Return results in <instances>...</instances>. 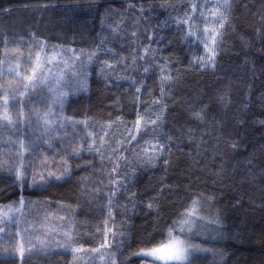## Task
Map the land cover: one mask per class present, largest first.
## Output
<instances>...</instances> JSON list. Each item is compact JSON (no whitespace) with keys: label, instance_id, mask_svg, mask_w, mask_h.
Returning <instances> with one entry per match:
<instances>
[{"label":"trees","instance_id":"obj_1","mask_svg":"<svg viewBox=\"0 0 264 264\" xmlns=\"http://www.w3.org/2000/svg\"><path fill=\"white\" fill-rule=\"evenodd\" d=\"M141 2L149 3L155 9L148 17V22L151 24L153 39L162 36L164 41L159 45L154 43L151 47L157 49L154 54L156 62L172 77L164 81L165 86L172 84V88L165 93L169 98L165 110L167 119L160 131L179 137L173 143L183 151H177L174 146L168 156L167 166L157 164L154 168L135 174L130 184H134L137 200L143 198L146 201L151 195L150 185H154L157 180H164V197L161 198L159 207L165 214H171L175 203L174 196L169 194L171 186L179 185L186 193L191 184L193 192L199 191L205 197L213 196L211 206L213 211H219L225 233L223 264H264L262 0H234L232 27L224 37L225 43L216 56L215 66L207 68L195 66L194 61L190 66L192 57L202 55L203 50L194 44L189 47L187 41H181L177 26L170 22V18L176 17L184 5L193 0H0V58L17 55L12 51L5 53L2 45L5 37L9 38V49L18 47L21 52L25 51L29 34H35L50 44L67 42L76 48H87L93 42L101 40L110 41L107 46L116 51L118 58L124 57L129 62V67L126 71L106 72L105 75L109 78L121 77L115 84L106 83L105 76L91 72L90 68L87 87L69 93L65 98L64 111L66 116L85 113L89 117V123L93 120L102 123L109 115L114 120L117 113L122 114V121L130 122L133 106L128 94L132 92V79L151 87L154 96L159 94L161 87L160 69L148 63L152 53L144 54L143 60L138 59L132 63V56L135 54L133 44L139 47L141 42L146 43L139 28L133 23V16L140 11L137 5ZM208 3H214V0H208ZM161 4L171 7H160ZM244 4H247V9L243 7ZM143 24L144 21L140 20L139 27L142 28ZM117 25L119 28L113 32L112 29ZM133 31L139 40H130ZM18 37H23V41L16 44L14 42ZM168 40L174 42L168 44ZM165 59L169 61L166 65ZM21 65H24V60H21ZM144 67H148L147 73L144 72ZM0 84V92L23 90V85L15 82L11 88L6 82L0 81ZM224 93H227V99L222 101L220 97ZM146 99L148 96L142 88L141 106ZM18 100L19 98L16 102L11 101L8 108L13 122L16 121V110L20 107ZM24 100L26 117L30 115L31 107L43 109V105L35 97L26 96ZM200 109L207 113L208 121L215 118L221 122L219 125L207 122L203 124L205 128H217L220 135L217 137L214 134L213 139L205 137L198 148L197 142L188 140L180 129L200 127L201 122L192 115L194 110ZM3 111L0 106V113ZM5 124L0 118V151L4 154L0 157L4 162L0 166V212L9 205H18L15 202L20 197L25 201V207L18 218H11L10 226H2V239L11 233L17 240L19 238L20 244L25 238H34L40 243L43 231L54 235L62 232L63 236V226L70 224L72 240L82 243V250L91 249L98 244L104 236L102 225L105 217L100 212L106 211L105 201L88 193L97 177L105 184L107 179L99 172L89 174L82 189L81 183H78L82 170L76 168L79 161H71V179L58 181L51 186H41L42 182L38 178H28V186L21 188L9 172L11 165L7 163V159L9 155H15V148L8 141L17 139L19 133L16 129L19 128L24 133V145L27 149L40 133L35 128L30 131L26 124H16L15 127H6ZM121 128L122 124L110 126L116 135H119ZM75 131L78 142H82L86 131L102 134L100 123L87 130L81 124ZM69 139H73L71 130L68 136H57L52 143ZM198 152L200 155H197ZM84 155L91 158L86 153ZM88 171L92 172L91 169ZM115 199L127 203L122 194L118 193ZM141 207L144 206L133 210L131 205H127L125 217L133 238L149 228L151 222L149 214L141 211ZM70 217L73 218L71 221ZM22 218L29 219V224L22 221L18 223L17 219ZM107 223L112 227L111 220ZM97 225H101L99 231ZM46 247L59 251L46 252ZM70 250L65 238L52 240L47 237L43 244L33 247V252H28L22 259L1 257L0 264H76L78 255Z\"/></svg>","mask_w":264,"mask_h":264},{"label":"snow or ice","instance_id":"obj_2","mask_svg":"<svg viewBox=\"0 0 264 264\" xmlns=\"http://www.w3.org/2000/svg\"><path fill=\"white\" fill-rule=\"evenodd\" d=\"M137 6L140 11L133 16V23L139 28L146 43L141 42L139 47L133 44L135 54L132 56V63L134 64L138 59L143 60L144 54L152 53L148 58V63L160 69L161 87L159 94L154 96L151 87L132 79L130 85L132 92L128 94L133 106V116L130 122L122 121V114L117 113L114 120L109 115L102 123L95 120L89 123V117L85 113L66 116L64 111L65 98L70 92L86 88L91 72L105 76L106 83L115 84L121 77L109 78L105 75L106 72L126 71L129 67V62L124 57L118 58L116 51L107 46L110 41L101 40L98 43L93 42L87 48H76L67 42L50 44L47 40L36 37L35 34H29L28 43L24 46L25 51L21 52L18 47L9 49V38H4L2 45L5 53L12 51L17 55H5L4 58H0V81L6 82L9 88L13 82L22 84L23 90L0 92V106L4 109L0 113V118L6 122V127L26 124L30 131L35 128L40 133L25 149L24 133L19 128L16 129L19 133L17 139L8 141V144L15 148V155H9L7 159V163L11 165L9 172L21 188L28 186V178L33 180L38 178L42 182L41 186H51L58 181L71 179L70 162L79 161L76 168L82 170L81 179L78 181L82 189L87 182L86 176L89 174L95 175L99 172L107 179V184H105L97 177L88 193L104 200V208H106V211L100 212V215L105 217L102 225L104 236L98 244L91 247L88 254L96 253L98 249L107 251L106 253L100 252L98 257L93 259L92 264H96V259L103 260L104 264H195L193 259L195 252L213 251L201 243H196L195 240L198 237L207 240V233H211L212 239L220 234L218 228L209 227V225L219 226L221 224L219 211H213L208 203L213 200V196L205 197L199 191L193 192L191 184L186 193L179 185H172L169 194L175 199L172 205L173 212L165 214L159 207L161 198L164 197V180H157L154 185H150L151 195L146 201L143 198L137 200L134 184H130L137 172L154 168L157 164L167 166L168 156L174 146L177 151H183L179 145L173 143L179 137L160 131L164 128V122L167 119L165 110L169 98L165 93L171 91L172 88V84L165 86L164 81L172 77L156 62L154 54L157 49L151 46L154 43L161 44L164 37L159 36L156 40L153 39L151 24L148 22V17L155 11L152 5L141 2ZM160 7H171V5L161 4ZM233 7L234 0H214L211 4L208 0H193L185 4L176 17L170 18V22L174 23L181 33L179 37L181 41H187L189 47L194 44L203 50L202 55L192 57L190 66L192 61L200 68L215 66L216 56L225 43L224 37L233 24ZM243 7L247 9L248 6L244 4ZM261 7L264 8V0H262ZM261 17L264 18V12H261ZM140 20L144 21L142 28L139 27ZM117 28L119 25L112 31L115 32ZM139 39L133 31L130 40ZM21 41L23 37H18L14 43L19 44ZM173 42L172 40L167 41L168 44ZM21 60H24L23 66ZM168 62L165 59V65ZM117 65L120 67L117 68ZM144 72H148V67H144ZM142 88L148 99L141 106ZM26 96L37 98L43 105V109L32 108L30 115L26 117L24 113L26 105L24 97ZM17 98H19L20 107L16 110V121L13 122L8 112L9 101L16 102ZM220 99L225 101L227 93H224ZM192 115L201 122V126L198 128L183 127L180 131L188 140H195L198 148L204 142L205 137L213 139L214 134L217 137L220 135L217 128L203 127L206 122L219 125L220 120L212 118L208 121L207 113L203 109L194 110ZM97 123H100L102 134L86 131L82 142L75 139L77 135L75 130L81 124L87 130ZM113 124H122L119 135L110 129ZM69 130H71L73 139L52 143L57 136H68ZM197 132L199 135H196ZM137 134H139V139H137ZM26 151L27 155H25ZM85 153L91 158H86ZM3 155L0 151V157ZM197 155L200 153L198 152ZM3 164V160H0V166ZM89 169L92 170L91 173ZM118 193L125 196L126 204L115 199ZM15 203L19 205L17 211L22 214L25 201L20 197ZM127 205H131L133 210L143 205L141 211H146L150 216L149 228L138 233L135 238L130 235L131 229L125 217ZM9 208L11 209V205ZM69 219L71 221L73 218ZM108 220L112 221V227L108 226ZM11 223V219L5 221L4 227ZM96 227L99 231L101 225ZM3 230L4 228L0 227V231ZM62 231L71 252L73 254L80 252L84 245L72 240L70 224L64 225ZM75 244L79 246H74ZM22 252L21 248V254Z\"/></svg>","mask_w":264,"mask_h":264},{"label":"rangeland","instance_id":"obj_3","mask_svg":"<svg viewBox=\"0 0 264 264\" xmlns=\"http://www.w3.org/2000/svg\"><path fill=\"white\" fill-rule=\"evenodd\" d=\"M43 55V54H42ZM11 101H9V104ZM32 109V107H31ZM211 205V202H208ZM19 205H11V209L4 208V210L1 209L0 212V227H2L5 224V221L10 220L12 217H19L21 215L20 212L17 211ZM212 207V206H211ZM213 210V208H212ZM18 223L26 222L29 224V219L22 218L17 219ZM11 225V224H10ZM9 225V226H10ZM18 225V224H17ZM8 227V226H7ZM212 229H219L220 234L216 235L215 239L211 238V233H207L206 236H208V239L205 240L203 237H198L195 242L203 244L204 247L213 249V251H207V252H195L193 255V259L195 260V264H223L225 253L223 252L224 249V239H225V233L223 232V226L222 224L218 225H209ZM51 230V229H50ZM2 232L0 231V258H11L16 257L18 259H22L28 252H33V247H36L38 244L37 240L34 238L31 240L30 238H25V240H22V244H20V240L16 239L15 236H13L11 233L9 235H5L2 239ZM18 234L20 233L17 231ZM44 235L41 237V240L44 242V239L47 237H51L52 240H55L57 238H60L64 240V236H62V232L54 235V234H46V231H43ZM111 243V239L109 240ZM21 248L23 249V252L21 254ZM64 249V248H63ZM44 251L54 253V251L59 250H51L49 248H45ZM71 251V250H70ZM107 250L105 249H98L96 253H91L90 255V249L81 250L80 252L75 253V255H78V258H76V264H78V260L80 261L79 264H92L93 259L98 257L100 252H105ZM106 258V257H105ZM96 264H104L103 260L96 259Z\"/></svg>","mask_w":264,"mask_h":264}]
</instances>
